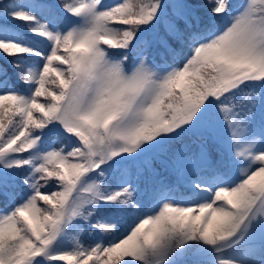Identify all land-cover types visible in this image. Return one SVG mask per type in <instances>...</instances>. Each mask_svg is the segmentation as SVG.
<instances>
[{
    "label": "snow or ice",
    "instance_id": "snow-or-ice-1",
    "mask_svg": "<svg viewBox=\"0 0 264 264\" xmlns=\"http://www.w3.org/2000/svg\"><path fill=\"white\" fill-rule=\"evenodd\" d=\"M0 204V264H264V0H0Z\"/></svg>",
    "mask_w": 264,
    "mask_h": 264
},
{
    "label": "trees",
    "instance_id": "trees-1",
    "mask_svg": "<svg viewBox=\"0 0 264 264\" xmlns=\"http://www.w3.org/2000/svg\"><path fill=\"white\" fill-rule=\"evenodd\" d=\"M242 1L243 0H232V3L234 5H240L242 3ZM26 39H28L35 46L41 48L42 50H46V45L42 39L33 38L31 36H28L27 34H26ZM11 87H14L18 90H23L26 88V85L23 83H20L19 81L13 80ZM42 102H43V98H42ZM52 141H53V146L57 147V148L60 147V145L62 143V141H58L55 137L52 138ZM53 190H58V189H53ZM42 191H44V190L42 189ZM38 203L40 204L41 207H49L48 205L44 204L43 201H38ZM3 207H4L3 204H0V210H2ZM128 223H129V221H124L122 224V227H127ZM111 238L112 237H110V236L106 237V239H111ZM79 239L84 246H89V245L95 243L98 238L94 234H91L90 229H85V231H83L80 234ZM102 259H106V257H102ZM89 264H92V261H89Z\"/></svg>",
    "mask_w": 264,
    "mask_h": 264
},
{
    "label": "rangeland",
    "instance_id": "rangeland-1",
    "mask_svg": "<svg viewBox=\"0 0 264 264\" xmlns=\"http://www.w3.org/2000/svg\"><path fill=\"white\" fill-rule=\"evenodd\" d=\"M244 2H245V1H244ZM244 2H243V3H244ZM65 246H67V245H65ZM57 264H64V262H57Z\"/></svg>",
    "mask_w": 264,
    "mask_h": 264
}]
</instances>
